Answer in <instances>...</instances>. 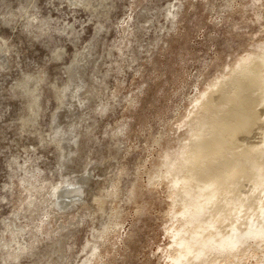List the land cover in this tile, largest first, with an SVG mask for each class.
<instances>
[{
	"label": "rangeland",
	"instance_id": "obj_1",
	"mask_svg": "<svg viewBox=\"0 0 264 264\" xmlns=\"http://www.w3.org/2000/svg\"><path fill=\"white\" fill-rule=\"evenodd\" d=\"M263 44L264 0H0V264H166L181 203L163 155ZM244 91L255 142L264 87ZM60 186L83 195L64 203ZM216 254L263 264L264 240Z\"/></svg>",
	"mask_w": 264,
	"mask_h": 264
},
{
	"label": "bare ground",
	"instance_id": "obj_2",
	"mask_svg": "<svg viewBox=\"0 0 264 264\" xmlns=\"http://www.w3.org/2000/svg\"><path fill=\"white\" fill-rule=\"evenodd\" d=\"M263 61L264 44L205 88L186 122L188 140L177 151L163 155L171 198L181 203L175 212L180 223L170 231L172 251L166 264H216L219 259L209 258L210 254L228 258L248 238L264 240V111L253 126L262 129V136L247 143L242 138L252 125L254 111L244 90L263 89ZM263 100L264 94L258 102ZM243 173H250L248 180L235 184L234 177ZM82 193L78 186L54 191L64 203ZM39 202L40 197L29 199L25 210L33 212ZM22 248L18 244L17 249Z\"/></svg>",
	"mask_w": 264,
	"mask_h": 264
}]
</instances>
